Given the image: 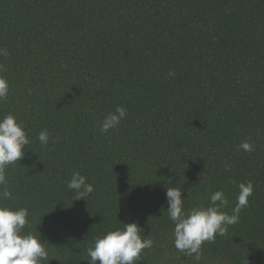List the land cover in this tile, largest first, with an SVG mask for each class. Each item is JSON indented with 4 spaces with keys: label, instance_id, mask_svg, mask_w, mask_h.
Returning <instances> with one entry per match:
<instances>
[{
    "label": "trees",
    "instance_id": "obj_1",
    "mask_svg": "<svg viewBox=\"0 0 264 264\" xmlns=\"http://www.w3.org/2000/svg\"><path fill=\"white\" fill-rule=\"evenodd\" d=\"M0 49V118L31 141L0 205L28 210L21 235H40L42 264H88L95 238L132 222L153 240L137 264H195L174 247L166 188L185 212L223 191L231 215L248 181L239 223L199 264H264V0H0ZM118 106L126 117L102 134ZM247 138L254 151L237 150ZM73 172L94 188L85 200Z\"/></svg>",
    "mask_w": 264,
    "mask_h": 264
},
{
    "label": "clouds",
    "instance_id": "obj_2",
    "mask_svg": "<svg viewBox=\"0 0 264 264\" xmlns=\"http://www.w3.org/2000/svg\"><path fill=\"white\" fill-rule=\"evenodd\" d=\"M7 55L6 49H0V56ZM3 70V65H0V72ZM168 75L175 76V73L169 72ZM8 93V81L0 76V101L6 100ZM126 114L125 108L116 107L114 112H109L104 117L100 132L103 134L109 129H116ZM37 139L41 146L46 147L50 141L49 131L42 130ZM58 141L59 137L51 140L52 143ZM30 143L24 131V125L18 123L15 116L7 114L0 118V200L12 198V193L7 187L9 182L5 170L24 158L25 146ZM237 150L252 152L254 144L250 142V138H247L237 145ZM224 170L230 171V168L225 167ZM86 180L87 177L79 172L72 173L71 179L67 182V189L75 192L73 201L85 200V197L94 191L93 186ZM238 187L239 192L231 215L221 210L229 204L223 191L218 190L211 194L209 207H194L185 212L183 190L175 187L166 188V213L174 224L173 244L177 251L184 257H192L195 264H199L202 257V244L215 242L217 236H226L228 227L239 223V214L242 209L248 207V198L252 195L254 186L251 181H248L240 183ZM27 217L26 208L12 210L0 205V264H42L48 261V251L39 234L34 235L29 232L21 235L22 230L28 225ZM123 225V229L108 231L102 237L94 239L86 249L88 264H97V262L99 264H137L142 252L153 247L151 236L142 237L143 229L137 223Z\"/></svg>",
    "mask_w": 264,
    "mask_h": 264
}]
</instances>
